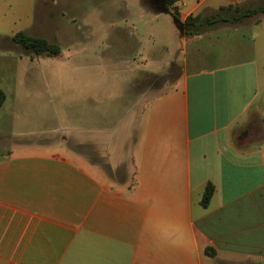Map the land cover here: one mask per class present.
<instances>
[{
	"label": "crops",
	"instance_id": "0c3cea01",
	"mask_svg": "<svg viewBox=\"0 0 264 264\" xmlns=\"http://www.w3.org/2000/svg\"><path fill=\"white\" fill-rule=\"evenodd\" d=\"M73 1L63 9L73 24L89 12L98 18L86 26L89 40L128 37L135 46L123 43L116 55L123 88L110 100H91L86 125L77 119L76 130L61 136L65 147L0 146V264H264L257 67L219 64L223 56L208 61L199 45L191 59L184 47L181 63L175 54L152 57L161 71L145 70L147 62L137 61L142 45L132 38L130 0ZM257 1L177 0L170 11L183 23ZM137 4L159 13L144 0ZM263 17L218 28L256 27ZM174 68L176 76L154 83L159 93L142 102L132 96L137 84ZM254 173L260 179L251 189ZM208 183L214 193L203 208Z\"/></svg>",
	"mask_w": 264,
	"mask_h": 264
},
{
	"label": "rangeland",
	"instance_id": "374dc122",
	"mask_svg": "<svg viewBox=\"0 0 264 264\" xmlns=\"http://www.w3.org/2000/svg\"><path fill=\"white\" fill-rule=\"evenodd\" d=\"M72 1L59 0L56 4L57 0H0V88L6 96L4 106L0 109V146L19 142L26 145L47 144L48 148L65 147L61 136L76 130L77 119L86 125L91 100H110L123 88L122 80L116 73V55L121 54L123 43L134 47V40L128 37L123 38L122 42L115 37L108 42L96 38L89 40L86 26L97 24L98 18L91 17L89 12L76 16L77 22L73 24L72 15L63 12ZM80 1L84 0L73 2ZM137 2L130 0L129 9L134 22L132 38L142 45V54L137 57V61L142 58L147 62L143 69L161 71L162 65L155 61L157 57L163 59L174 54L178 63H181L180 54L184 47L186 58L191 59L194 50L200 45L209 53L208 61L211 59L215 62L221 56L223 59L218 60L219 64L251 61V67L259 70L257 101L263 100L264 17L256 27L218 28L219 25L197 39L192 38L197 36H181L171 15L144 10ZM144 2L148 5L147 0ZM84 7L88 8V4ZM126 25L128 22L120 24L121 27ZM94 29L99 31L101 27ZM19 31H29L26 35L58 46L60 56L40 58L16 45L10 38H5ZM164 47L169 49L170 54ZM132 55L136 56L135 51ZM93 67L96 68L95 74L89 71ZM177 73L178 68H174L169 76L154 77L151 81L139 83L131 94L141 102L146 101L159 93L154 90L156 83L171 79ZM65 144L72 146L70 140ZM79 150L86 152L83 148ZM259 179L257 173L251 174V189L258 184Z\"/></svg>",
	"mask_w": 264,
	"mask_h": 264
},
{
	"label": "trees",
	"instance_id": "16d2710c",
	"mask_svg": "<svg viewBox=\"0 0 264 264\" xmlns=\"http://www.w3.org/2000/svg\"><path fill=\"white\" fill-rule=\"evenodd\" d=\"M177 0H165L163 13L170 14L174 23L176 24L181 36H198L203 33L219 26V25H234L240 24L248 19L264 16V0H260L257 3H245L240 5H229L219 8L217 11L212 12L207 16H189L183 23L180 22L177 11H170V8ZM13 43L30 51L33 55L39 57L53 58L61 53L58 46L49 44L46 40L40 38H34L26 35L23 32L15 34L10 38ZM5 101V94L0 88V107ZM214 193V186L208 183L205 187V191L202 195L201 206L207 208ZM209 256L214 255V251L210 248L206 250Z\"/></svg>",
	"mask_w": 264,
	"mask_h": 264
},
{
	"label": "flooded vegetation",
	"instance_id": "af4514ba",
	"mask_svg": "<svg viewBox=\"0 0 264 264\" xmlns=\"http://www.w3.org/2000/svg\"><path fill=\"white\" fill-rule=\"evenodd\" d=\"M148 3L154 5V6H158V8H163L164 4L162 2V0H147Z\"/></svg>",
	"mask_w": 264,
	"mask_h": 264
},
{
	"label": "water",
	"instance_id": "95a60500",
	"mask_svg": "<svg viewBox=\"0 0 264 264\" xmlns=\"http://www.w3.org/2000/svg\"><path fill=\"white\" fill-rule=\"evenodd\" d=\"M162 2H163V4H164L165 0H162ZM158 12H159V13H163V12H164V9L159 8V9H158Z\"/></svg>",
	"mask_w": 264,
	"mask_h": 264
}]
</instances>
